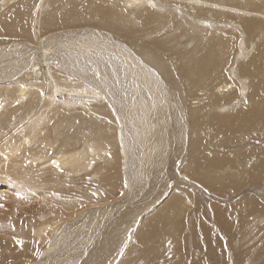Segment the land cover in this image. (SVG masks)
<instances>
[{
	"label": "bare ground",
	"instance_id": "6f19581e",
	"mask_svg": "<svg viewBox=\"0 0 264 264\" xmlns=\"http://www.w3.org/2000/svg\"><path fill=\"white\" fill-rule=\"evenodd\" d=\"M13 36L0 264H229L264 219V0H0Z\"/></svg>",
	"mask_w": 264,
	"mask_h": 264
},
{
	"label": "rangeland",
	"instance_id": "374dc122",
	"mask_svg": "<svg viewBox=\"0 0 264 264\" xmlns=\"http://www.w3.org/2000/svg\"><path fill=\"white\" fill-rule=\"evenodd\" d=\"M54 32H57L54 31ZM14 38H16L14 41H12ZM1 39V38H0ZM3 40H0V48H5L6 46H9L11 44H14L13 42H21V38H17L16 36H13L10 38L8 41L6 38H2ZM0 194H11L5 192V189L1 188L0 189ZM1 196V195H0ZM3 197V196H1ZM259 198H261V203L264 205V189L263 191L259 194ZM4 197L0 199V206L4 204ZM1 214V211H0ZM7 216L9 215V212L6 214ZM235 216V215H234ZM233 216V217H234ZM241 219V218H240ZM248 224L243 221V223H239L238 229L236 228V231L234 232L235 241L228 242L226 239L223 240L224 244H222V251L228 255L225 259H228L229 264H264V255L262 254L261 256H256L257 253L259 252V249L255 248V251L252 250L250 253H248L243 259L244 261H238L237 258H235L236 262L233 260L232 255L230 256V252H233L234 249L238 250L240 248L246 249V247H252L255 241V237L261 236L260 229L264 228L263 222L264 219H253V218H248ZM262 222V223H261ZM15 223H19V221H16ZM243 236V237H241ZM245 238V239H244ZM227 242V243H226ZM226 244V245H225ZM231 249V250H230ZM229 253V254H228ZM220 264H225L223 260H221ZM233 262V263H232ZM242 262V263H241Z\"/></svg>",
	"mask_w": 264,
	"mask_h": 264
},
{
	"label": "snow or ice",
	"instance_id": "6c2138e0",
	"mask_svg": "<svg viewBox=\"0 0 264 264\" xmlns=\"http://www.w3.org/2000/svg\"><path fill=\"white\" fill-rule=\"evenodd\" d=\"M142 2H143V0H134V4L137 5V6H138L140 3H142ZM149 2H150V0H149ZM151 6H152V7H156L155 4H151ZM2 198H3V197H0V199H2Z\"/></svg>",
	"mask_w": 264,
	"mask_h": 264
}]
</instances>
